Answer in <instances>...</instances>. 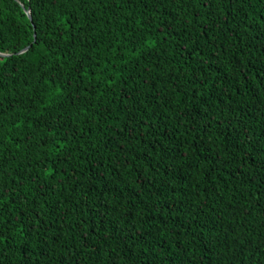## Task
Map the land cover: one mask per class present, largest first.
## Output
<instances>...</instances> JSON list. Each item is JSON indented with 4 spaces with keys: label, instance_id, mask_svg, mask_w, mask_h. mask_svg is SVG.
<instances>
[{
    "label": "trees",
    "instance_id": "16d2710c",
    "mask_svg": "<svg viewBox=\"0 0 264 264\" xmlns=\"http://www.w3.org/2000/svg\"><path fill=\"white\" fill-rule=\"evenodd\" d=\"M0 53V264H264V0H0Z\"/></svg>",
    "mask_w": 264,
    "mask_h": 264
},
{
    "label": "water",
    "instance_id": "95a60500",
    "mask_svg": "<svg viewBox=\"0 0 264 264\" xmlns=\"http://www.w3.org/2000/svg\"><path fill=\"white\" fill-rule=\"evenodd\" d=\"M26 12H27L28 16L31 18L30 10L28 9V10H26ZM27 49H28V47L25 48V49H23L22 52L26 51ZM0 55H1V56H8L9 54H6V53H0Z\"/></svg>",
    "mask_w": 264,
    "mask_h": 264
}]
</instances>
